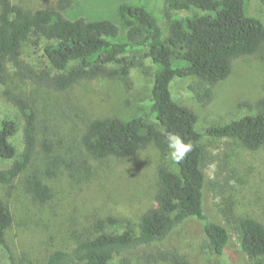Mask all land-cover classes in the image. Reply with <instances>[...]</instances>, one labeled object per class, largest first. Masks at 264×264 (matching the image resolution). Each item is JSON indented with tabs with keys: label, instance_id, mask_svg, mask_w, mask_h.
I'll return each instance as SVG.
<instances>
[{
	"label": "trees",
	"instance_id": "16d2710c",
	"mask_svg": "<svg viewBox=\"0 0 264 264\" xmlns=\"http://www.w3.org/2000/svg\"><path fill=\"white\" fill-rule=\"evenodd\" d=\"M155 1L154 10L120 6L119 14L128 28L126 40L120 41V29L111 20L67 18L71 0H57L38 10L0 0V92L24 121L19 155L12 142L18 124L7 119L0 125V160L11 161L10 166L0 167V251L9 264L15 261L6 234L14 216L1 189L20 190L37 206H45L53 200L45 179L78 166L60 153V143L39 138L37 110L26 96L8 87L9 68L33 86L55 93L99 78L120 81L132 91L131 71L143 67V62L127 54L137 51H145L155 68L148 110L127 121L119 117L93 119L80 130L77 143L93 161L126 160L154 147L161 163L156 171L153 206L141 216L137 229L128 224L122 232H108L121 220L96 219L73 246L51 251L47 264H112L116 260L127 264L134 254L146 264H191L166 244L192 222L200 225L208 247L218 256H227L233 235L249 264H264L262 222L227 216L222 224L205 212L206 192L224 195L228 180L225 176L208 180L204 168L209 157L201 144L207 137L231 140L250 151L264 150V99L256 103L255 115L210 126L200 133L196 113L175 102L171 93L176 78L195 77L201 85L192 86L191 91L199 102L209 104L213 87L231 76L234 61L258 56L264 48V21L246 14L248 0ZM258 1L264 6V0ZM26 45L40 49L47 65L39 67L34 58L25 55ZM165 131L179 134L194 146L177 163V171L168 164ZM39 150L42 171L31 169Z\"/></svg>",
	"mask_w": 264,
	"mask_h": 264
},
{
	"label": "rangeland",
	"instance_id": "374dc122",
	"mask_svg": "<svg viewBox=\"0 0 264 264\" xmlns=\"http://www.w3.org/2000/svg\"><path fill=\"white\" fill-rule=\"evenodd\" d=\"M11 1L25 9L38 10L54 5L57 0ZM71 1L72 5L65 13L67 18L111 20L120 29V41L126 40L128 29L119 14L121 5L145 6L152 10L156 7L155 0ZM244 10L248 16L264 21V6L260 1H246ZM24 51L37 61L39 67L47 65L40 49L26 45ZM127 57L143 62V67L131 71L132 91H127L120 81L99 78L80 82L67 92L55 93L33 86L19 78L12 67L9 68L8 87L26 96L37 110L39 138L49 137L60 143L58 145L63 149L60 153L78 162L73 171L65 170L54 179H45L53 191V200L45 206H37L20 190L1 189L14 216L6 239L15 264H47L51 251L73 246L98 218L121 220V223L109 227L108 232H122L128 224L137 229L141 216L153 206L156 171L161 163L154 147L126 160L93 161L77 143L80 130L93 119L119 117L127 121L148 110L154 65L145 51L132 52ZM200 85L195 77L176 78L171 84L174 101L196 113L198 132L204 133L210 126L225 125L255 115L256 103L264 99V48L258 56L234 61L231 76L213 87V99L209 104L199 102L191 91L192 86ZM7 119L18 124L12 142L19 155L23 148L24 121L1 91L0 125ZM201 144L209 157L204 168L208 180L224 176L228 180L224 195H218L217 191L206 192L205 212L222 224H226L227 216L252 217L264 224V150L250 151L231 140L207 137L202 138ZM42 156L39 150L32 170L44 169ZM10 164L11 161L0 160V167ZM168 164L173 171L178 170L177 163L169 159ZM166 246L176 248L191 264H249L239 251L235 236L232 235L227 256H218L208 247L200 225L195 222L175 233ZM0 264H9L1 251ZM112 264H121V261ZM127 264L146 263L134 254L128 257Z\"/></svg>",
	"mask_w": 264,
	"mask_h": 264
},
{
	"label": "clouds",
	"instance_id": "9594fccd",
	"mask_svg": "<svg viewBox=\"0 0 264 264\" xmlns=\"http://www.w3.org/2000/svg\"><path fill=\"white\" fill-rule=\"evenodd\" d=\"M164 140L167 147V157L174 163L182 162L193 150L191 142H185L184 138L177 133H164Z\"/></svg>",
	"mask_w": 264,
	"mask_h": 264
}]
</instances>
